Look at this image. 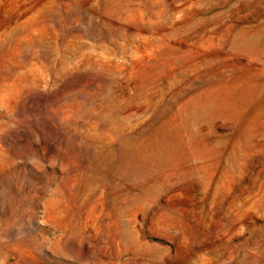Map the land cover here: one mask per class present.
Masks as SVG:
<instances>
[{
    "label": "rangeland",
    "instance_id": "374dc122",
    "mask_svg": "<svg viewBox=\"0 0 264 264\" xmlns=\"http://www.w3.org/2000/svg\"><path fill=\"white\" fill-rule=\"evenodd\" d=\"M0 264H264V0H0Z\"/></svg>",
    "mask_w": 264,
    "mask_h": 264
}]
</instances>
